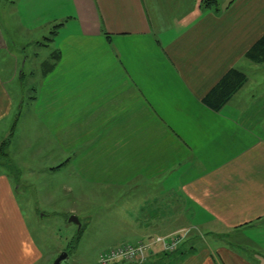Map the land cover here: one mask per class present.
Masks as SVG:
<instances>
[{
	"label": "crops",
	"instance_id": "1",
	"mask_svg": "<svg viewBox=\"0 0 264 264\" xmlns=\"http://www.w3.org/2000/svg\"><path fill=\"white\" fill-rule=\"evenodd\" d=\"M263 34L264 0H0V146L24 118L78 196H117L114 246L180 233L171 264H264V78L203 103ZM4 163L0 264H43Z\"/></svg>",
	"mask_w": 264,
	"mask_h": 264
},
{
	"label": "rangeland",
	"instance_id": "2",
	"mask_svg": "<svg viewBox=\"0 0 264 264\" xmlns=\"http://www.w3.org/2000/svg\"><path fill=\"white\" fill-rule=\"evenodd\" d=\"M252 66L241 69L249 80L264 78V66L260 64ZM23 87L27 86L24 84ZM15 119H19L17 129L15 128L13 133L9 132L3 142H9L14 137L11 143L17 146L18 150L13 147L15 154L11 153L10 161L4 163L5 170L14 181L18 183L21 182L19 179H22L27 185V194L23 198L20 197V201L29 229L44 253L43 264H53L62 252L67 254L65 264H99V256L103 250L131 244L113 245L122 240L132 241L127 237L129 230L123 229V223L109 216L111 207L107 206H112L111 201L116 200L117 196L102 195L97 199L78 196L69 179L70 166H64L65 168L59 170L61 166L58 164L55 150L40 148L42 144L47 146L49 141L43 139L41 134H37L36 139V135L31 134L23 125L24 118ZM49 170L55 172L51 174ZM71 187L74 189L73 193L69 190ZM120 202L117 200V203ZM102 208H105L104 211ZM72 217L77 219L79 226L70 222ZM169 237L178 240L174 252L162 250L158 258L153 251L147 263L119 261L111 264H151V261L152 264H171L175 261L171 254L181 253L184 246L180 245L182 242L180 233ZM139 243L131 245L136 246ZM177 248L179 250L176 252Z\"/></svg>",
	"mask_w": 264,
	"mask_h": 264
},
{
	"label": "trees",
	"instance_id": "3",
	"mask_svg": "<svg viewBox=\"0 0 264 264\" xmlns=\"http://www.w3.org/2000/svg\"><path fill=\"white\" fill-rule=\"evenodd\" d=\"M215 2L216 0H203V4L206 6L213 5ZM244 58L253 64L264 63V34L245 53ZM246 83L247 76L245 73L231 69L208 92L203 103L210 109L219 111ZM6 145L7 142L5 141L0 146V160L4 162H7V155L4 152Z\"/></svg>",
	"mask_w": 264,
	"mask_h": 264
},
{
	"label": "built area",
	"instance_id": "4",
	"mask_svg": "<svg viewBox=\"0 0 264 264\" xmlns=\"http://www.w3.org/2000/svg\"><path fill=\"white\" fill-rule=\"evenodd\" d=\"M178 240L175 237L155 238L138 245L126 244L121 247L104 250L99 256V264H111L115 262L147 263L148 257L152 256L154 248L159 246L168 253L174 252Z\"/></svg>",
	"mask_w": 264,
	"mask_h": 264
},
{
	"label": "water",
	"instance_id": "5",
	"mask_svg": "<svg viewBox=\"0 0 264 264\" xmlns=\"http://www.w3.org/2000/svg\"><path fill=\"white\" fill-rule=\"evenodd\" d=\"M70 222H73L75 224H77L79 226V223L77 221L76 218L72 217L70 218ZM67 261V254L66 253H62L59 255V257L54 261L53 264H65V262Z\"/></svg>",
	"mask_w": 264,
	"mask_h": 264
}]
</instances>
